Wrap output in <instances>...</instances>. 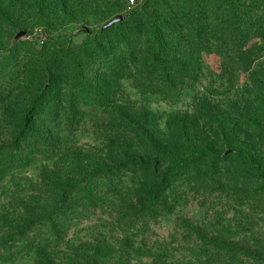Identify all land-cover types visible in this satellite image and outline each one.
<instances>
[{
	"label": "trees",
	"instance_id": "trees-1",
	"mask_svg": "<svg viewBox=\"0 0 264 264\" xmlns=\"http://www.w3.org/2000/svg\"><path fill=\"white\" fill-rule=\"evenodd\" d=\"M124 1L76 5L77 21L102 30L98 37L88 30L80 47L69 42L52 53L36 54L32 41L20 42L17 48L24 45L26 50L12 49L0 58V109L8 113L21 93L28 99L11 113L17 122L14 149L0 145V188L28 161L21 141L40 138L39 116L55 122L84 107L113 108L114 85L124 75L155 86L172 105L186 89L198 85L204 91L191 111L178 112L169 122L167 136L157 134L147 113L122 107L114 111L130 138L128 150L137 156L127 167L147 183L139 192L146 208L161 205L156 185L162 178L177 177L184 187L212 180L236 192L253 182L264 185V0H147L113 21L116 6ZM65 18H70V0H0V30L27 32L35 24L54 28ZM210 54L220 57L221 73L206 67L204 56ZM242 76L254 89L249 97L214 103L215 78L224 81L220 88L226 90ZM95 161V171L87 177L104 179L107 198L115 184L109 177L121 165ZM59 179L49 200L60 210L58 216L67 218L73 192L70 178ZM95 195L90 189L84 199ZM56 211L32 216L45 219Z\"/></svg>",
	"mask_w": 264,
	"mask_h": 264
},
{
	"label": "rangeland",
	"instance_id": "rangeland-1",
	"mask_svg": "<svg viewBox=\"0 0 264 264\" xmlns=\"http://www.w3.org/2000/svg\"><path fill=\"white\" fill-rule=\"evenodd\" d=\"M88 1L103 0H70V18L58 27L35 24L27 32L0 30V58L12 49L26 50L24 45L17 48L20 42L32 41V52L47 54L63 43L84 45L88 30L98 37L100 27L77 21L76 5L82 8ZM127 2L116 6L113 21L126 13ZM204 62L210 71L221 73L218 55H205ZM215 80L218 92L212 99L219 105L254 91L247 76L233 80L226 90L220 88L224 81ZM114 88L115 107H84L58 116L55 122L39 116L37 133L46 144L38 137L21 141L20 151L30 154L28 161L0 188V264H264L263 184L253 182L236 192L229 184L216 186L212 180L184 187L177 177L162 178L156 185L161 205L146 208L139 192L147 183L127 167L126 162L137 156L128 150L130 138L114 113L116 107L147 113L157 134L167 136L169 122L178 112L191 111L204 91L198 85L186 89L180 102L172 105L161 90L132 75L122 76ZM27 100L21 93L13 98L8 113L7 108L0 109V145L6 150L17 143L12 133L17 122L11 113ZM95 158L121 165L109 177L115 184L107 198L104 179L87 177L95 171ZM59 178H70L73 192L67 218L59 217L60 210L49 200ZM90 189L95 190V199H84ZM50 211L57 214L45 219L32 216Z\"/></svg>",
	"mask_w": 264,
	"mask_h": 264
},
{
	"label": "built area",
	"instance_id": "built-area-1",
	"mask_svg": "<svg viewBox=\"0 0 264 264\" xmlns=\"http://www.w3.org/2000/svg\"><path fill=\"white\" fill-rule=\"evenodd\" d=\"M137 3H138V0H129L127 9L131 10Z\"/></svg>",
	"mask_w": 264,
	"mask_h": 264
}]
</instances>
